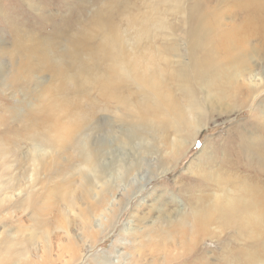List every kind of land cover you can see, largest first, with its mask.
Instances as JSON below:
<instances>
[{
  "label": "rangeland",
  "instance_id": "rangeland-1",
  "mask_svg": "<svg viewBox=\"0 0 264 264\" xmlns=\"http://www.w3.org/2000/svg\"><path fill=\"white\" fill-rule=\"evenodd\" d=\"M178 1L120 0L130 15L141 17L129 22L116 6L118 0H0V7L6 12L14 9L11 18L25 35L31 29L43 36L51 32V36L54 27L73 15L113 14L119 24L103 30L90 27L96 42L101 39L100 32L121 28L126 47L134 53L138 46L145 52L155 50L157 68L152 72L165 81L164 89L175 102L181 96L187 98L185 85L192 80L186 31L196 21L193 18L205 17V9L211 13L213 24L205 27L209 36L242 29L244 19L243 11L231 5L232 0ZM11 32L0 16V264H264V226L259 244L249 228L242 233L230 229L226 237L225 230L222 235L215 233L195 243L197 231L185 197L192 193L188 185L198 190L209 181L206 188L217 190L210 178L205 182L197 178L198 162L200 167L212 166L221 174L223 169L217 164L221 163L226 141H235L239 132L264 133V44L259 39L252 37L245 42L241 53L250 51V63L245 64L250 66V73L238 77L245 85L255 84L257 90L240 96V103L242 98L246 101L244 105L237 102L231 108L215 105L208 109L203 103L206 126L190 150L184 154L185 149H181L180 156L172 152L168 139L164 140L168 133L163 121L156 120L142 131L136 130L137 119H130L124 106L115 105L123 118L111 114L114 104L110 113L70 111L69 105L93 104L99 94L97 88L88 93L83 81L88 84L97 77L111 78L114 72L122 75L112 62H108L106 75L99 65L97 71L79 68L76 72L61 66L58 79H51L49 72L34 74L27 83L4 82L12 72L15 47ZM138 35L145 37L142 43L136 39ZM60 49L55 43L47 51L57 53ZM228 75H232L231 69ZM123 81L127 83L111 86V92H127L117 91L127 85L131 87L126 89L134 90L128 78L124 76ZM95 103L100 104L98 100ZM75 112L85 114L89 121L77 123L71 116ZM74 124H78V131L70 135ZM127 131L133 136L124 142ZM129 141L138 143V155L130 150L123 169L114 163V156H104L108 159L102 163L104 169L122 171H113L110 191L95 188L103 170L101 154L122 142L129 145ZM202 146L207 151H201ZM223 183L220 179L219 185ZM121 188L124 193H120ZM183 220V237L180 239V234L175 245L170 240L175 236L177 241L178 235L172 232ZM160 238L167 243L165 247Z\"/></svg>",
  "mask_w": 264,
  "mask_h": 264
},
{
  "label": "bare ground",
  "instance_id": "bare-ground-1",
  "mask_svg": "<svg viewBox=\"0 0 264 264\" xmlns=\"http://www.w3.org/2000/svg\"><path fill=\"white\" fill-rule=\"evenodd\" d=\"M118 1L116 6L122 10L127 22L141 19L140 16L130 15L129 10L120 0ZM173 1L179 2L178 0ZM232 1L233 8L240 11L239 7L243 11L241 12L244 13L242 29H236L222 36H209L205 34V27L213 24L211 13L205 9L207 13L205 17L193 18L196 21L186 31L188 61L192 80L185 85L187 98L182 99L181 96V100H175L176 103L172 101V96H169L171 93L164 89V87L166 88L165 81L158 79L152 72L157 68L154 65L156 62L155 57H153L155 50L145 52L138 46L137 54L134 53L129 45L130 49L126 47L123 38L125 34L121 33L123 31L121 28L100 32L101 39L99 43L96 42L90 27L94 25L98 26L99 30H103L113 27L114 24H119L115 21L113 14H107L106 16L94 13L81 18V15H73V17L69 16L67 19L62 20V23L56 28L54 27L51 36V32L43 36L44 34L41 35L31 29L27 33L28 35H25L24 32H20L18 23L11 18L15 14L14 9H11L12 12H6L2 11L0 7V16L9 25L12 35H14L12 42L15 47L14 56L10 63L12 72L4 78V82L8 81L7 83L15 85L24 80L27 83L30 82L34 74L45 75L49 72L52 73L51 79H58L61 76L58 68L61 66L72 67L73 71L76 72L79 68L97 71L99 65L103 70V75H106L108 62H112L122 72V75H117V72H114V76L111 78L106 77L101 80L97 77L91 79L88 84L83 81L88 93L90 92L89 89L94 90L97 88L98 91H96L99 94L94 96L95 101H93V104L81 103L74 107L69 105L70 111L77 108L79 110L84 109L88 113H110L112 104L114 106H124L130 112V115H128L130 119H137L134 123L136 130L143 129L142 131H144V126L152 125L156 120L163 121L164 128L168 133L164 140L168 139L171 150L175 155L182 154L181 149L183 148L185 154L186 151L191 149L190 147L198 133L206 126V108L203 103L207 104L208 109L215 105L217 107L224 105L231 108L237 102L240 103L241 95L244 93H247V95L248 93L252 94L257 88L255 84L245 85L238 77H242L244 73H250V66L245 65L250 63L248 57L250 51L245 54L241 53L245 42L254 37L264 44V0H242L241 4L239 3L240 0ZM28 6L30 7V4ZM37 15L39 14L37 13ZM136 39L142 43L145 37L138 35ZM55 43L60 44L61 49L57 53L47 51ZM106 43L108 44L106 45ZM245 49H248V47L245 46ZM241 55H245V60L241 58ZM133 57L134 60H132ZM230 69L232 75H228ZM138 73L141 77L137 75ZM124 76L134 84V90L126 89L131 87V85H127L125 88L117 89V91L125 89L127 92L124 91L122 94L111 92V86L116 87L121 83H127L123 81ZM195 87L198 89H195ZM198 93L201 94H199L200 98L197 97ZM96 99L100 104L95 103L97 102ZM160 101L165 104L163 108L161 107L162 102L159 103ZM242 102H246L244 98H242L240 105L246 104ZM117 106L111 109V114L113 112L118 114ZM14 114L16 115L15 112ZM71 116L77 123L89 121V118L81 112H75ZM116 117H122V114H118ZM73 126L70 127V135L78 131V124ZM118 129L121 130L122 128ZM188 129L190 134L187 133V135L185 132ZM131 133L127 131V135L123 137L124 142L125 139L133 136ZM258 133L259 131L254 133L249 131L247 134L239 132L235 141H226L221 163L217 164L218 167L223 169L221 174L218 171V173L214 172L212 166L200 167L201 165H198L200 162H198L195 171L197 178H200L203 182H205V179L210 178L211 184H214L217 190H209L208 186L206 188L209 181L201 185L198 190L192 185H188V190L184 185L188 191H192L191 194L185 197L187 198L186 203L190 206L192 225H194V230L197 231L195 243L199 240H205V238H211L215 233H217V236L222 235L225 230H227L224 235L226 237L230 229L242 233L248 228L251 229V237L256 244H259L262 240L260 228L264 226V158L262 157V153L264 156V133L262 135ZM137 145L138 143L133 144L129 141V145L122 142L114 148L107 149L104 154H101V165L108 162V159H104V156L111 155L116 158L114 163H120L123 169L126 159L130 157L128 152L132 149L134 152L139 151ZM203 151H207L206 148ZM136 154L138 155L137 151ZM212 154L209 157H212ZM104 165H102L103 170L100 171L97 185L94 186L100 188L101 191H110L108 187L110 184L113 185L115 179L113 171H122V169L111 167L107 170L104 169ZM120 179H122L121 176ZM220 179L224 180L221 186L219 185ZM116 181H118V177ZM102 186H107V188ZM124 192L123 189L120 193ZM184 224L185 220L179 228L174 229L172 232L178 235L177 241L175 236L171 237L172 240L167 238L175 245L179 242L180 234V239L183 237ZM224 238L222 241L225 240ZM159 243L163 245L162 247L167 244L163 238H160ZM259 250L260 248L256 249V251Z\"/></svg>",
  "mask_w": 264,
  "mask_h": 264
}]
</instances>
